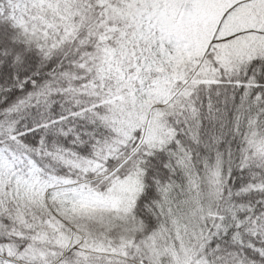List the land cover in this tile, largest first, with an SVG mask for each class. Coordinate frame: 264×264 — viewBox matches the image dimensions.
Wrapping results in <instances>:
<instances>
[{"label": "snow or ice", "instance_id": "1", "mask_svg": "<svg viewBox=\"0 0 264 264\" xmlns=\"http://www.w3.org/2000/svg\"><path fill=\"white\" fill-rule=\"evenodd\" d=\"M0 264H264V0H0Z\"/></svg>", "mask_w": 264, "mask_h": 264}]
</instances>
